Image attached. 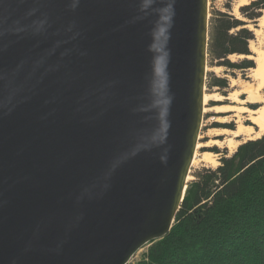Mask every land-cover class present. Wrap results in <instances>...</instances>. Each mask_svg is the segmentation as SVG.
Returning a JSON list of instances; mask_svg holds the SVG:
<instances>
[{
	"label": "water",
	"instance_id": "obj_1",
	"mask_svg": "<svg viewBox=\"0 0 264 264\" xmlns=\"http://www.w3.org/2000/svg\"><path fill=\"white\" fill-rule=\"evenodd\" d=\"M209 3L0 0V264H129L170 233Z\"/></svg>",
	"mask_w": 264,
	"mask_h": 264
},
{
	"label": "trees",
	"instance_id": "obj_2",
	"mask_svg": "<svg viewBox=\"0 0 264 264\" xmlns=\"http://www.w3.org/2000/svg\"><path fill=\"white\" fill-rule=\"evenodd\" d=\"M262 10L264 0L241 8L251 21ZM253 39L243 20L218 12L211 26L209 56L233 69L255 68L253 60L227 61L234 53L250 55ZM227 85L220 78L211 83L219 88ZM129 264H264V135L221 158L216 169L198 170L170 233Z\"/></svg>",
	"mask_w": 264,
	"mask_h": 264
},
{
	"label": "rangeland",
	"instance_id": "obj_3",
	"mask_svg": "<svg viewBox=\"0 0 264 264\" xmlns=\"http://www.w3.org/2000/svg\"><path fill=\"white\" fill-rule=\"evenodd\" d=\"M238 1L239 0H210V3H209L210 32H211V26H212L214 17L216 15V13H218V12H224L226 14H230V15L234 16L236 19L243 20L245 22L247 28L249 27L248 25H252L254 29H259V28H257V26H254L256 21H251L241 11V8L243 6L249 5L254 0H250L242 6H238V13L240 16L239 18L237 17V15L235 13V8L238 4ZM239 29L240 28L232 30V33H236ZM252 31H254V30H252ZM253 40H256L255 34H254ZM249 50H250V55L256 56L253 53V51H251L250 45H249ZM248 56L249 55L234 53V54H231L227 57V61H229L232 64H240L244 60H253L254 59V57L248 58ZM254 63H255V61H254ZM255 67H256V63H255ZM217 68L219 70H217ZM251 69L252 68H250V69H237V68L233 69V68H230L229 66L221 65V63H219V61L212 60V58L209 56V53H208V65H207V77H206V90H205V92L207 94H212V95L217 93L223 97V100H221V101L211 100L206 105L207 111L204 113V120H203V126H202V131L200 134L199 143L207 144L210 142V144L214 145L213 144L214 140L223 141L226 139V136L225 135H221V136L213 135V134H210V131H215V129L234 130L237 127V123L235 122L236 118L233 116V112L216 113L212 110L214 107H216L218 105H228V106H243V105H245V106L253 109V108H256L257 106L258 107L260 106V104H250V103L239 104V103H235V102L229 100V96L233 92L240 90V87L238 86V84H237V86L233 85V80L242 81V82H249V83L255 84V81L250 76ZM214 78H220V79L226 80L228 83L227 87L226 88H219V87L211 86V83L214 80ZM262 93L264 94V89H263ZM240 99L246 100V94H241ZM227 116L230 118L229 123L223 124V123L216 122L217 120L221 119L222 117H227ZM242 116H243V120H244L245 124L248 123L249 125H252L255 128V131H259V128L256 125H253V123L251 121L247 120V114L243 113ZM255 139L256 138H253L251 140H255ZM238 140L241 142V144L245 143L246 141H249L245 137H240V138H238ZM237 149L238 148L229 147L228 144L214 145L211 147L203 146L202 148H200L199 149V157L196 159V162H194L192 164L191 173H190L191 179L189 180V182H191L192 180L195 179V174L198 170H200L202 168L216 169L217 167H219L221 165V158H223L225 156H232L237 151ZM207 151L211 152L215 155L213 157V160H211V162L205 161L201 158V154L205 153ZM149 246L150 245H146L141 250H139L137 252V254L132 258L130 263H134V262L139 261L141 259V257L143 256V254L145 252H147Z\"/></svg>",
	"mask_w": 264,
	"mask_h": 264
},
{
	"label": "bare ground",
	"instance_id": "obj_4",
	"mask_svg": "<svg viewBox=\"0 0 264 264\" xmlns=\"http://www.w3.org/2000/svg\"><path fill=\"white\" fill-rule=\"evenodd\" d=\"M250 0H239L238 4L235 8V13L239 18L238 6H242L246 4ZM259 29H254L252 25H248L249 29L254 30L253 33L256 36V40H252L250 42V49L256 56L249 55L248 58L254 57V61L256 63V67L251 69V78L255 81V84L249 82H242L233 80V85L240 87L239 91L233 92L229 96V100L239 103V104H260L257 108H249L245 105L243 106H228V105H218L214 107L212 110L216 113H230L233 112V116L236 118L235 122L237 123V127L234 130L230 129H215V131H210V134L213 135H225L226 139L223 141L214 140V145L220 144H228L229 147L238 148L241 142L238 140L240 137H245L247 140H251L253 138H261L264 135V94L262 93L264 89V12L261 17L258 19ZM217 70H219L217 68ZM206 90V89H205ZM246 94V100H241L240 95ZM221 101L223 97L219 94H207L205 92L204 97V113L207 111L206 105L211 101ZM247 114V120L251 121L253 125H256L259 128V131H255V128L248 123L245 124L243 120L242 114ZM218 123H229L230 118L222 117L217 120ZM200 139V137H199ZM212 144H202L198 143L197 150L195 153V157L193 163L196 162V159L199 157V149L203 146L211 147L214 146ZM215 155L211 152H205L201 154V158L205 161L211 162ZM191 177L189 176L188 180Z\"/></svg>",
	"mask_w": 264,
	"mask_h": 264
}]
</instances>
